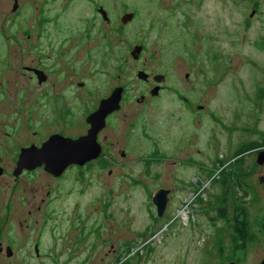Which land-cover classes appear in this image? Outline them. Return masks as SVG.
<instances>
[{
	"label": "rangeland",
	"instance_id": "1",
	"mask_svg": "<svg viewBox=\"0 0 264 264\" xmlns=\"http://www.w3.org/2000/svg\"><path fill=\"white\" fill-rule=\"evenodd\" d=\"M111 1L118 4L112 6L118 23L109 32L105 69L110 74L94 70L95 57L86 65L89 82L102 89L124 66L131 97L144 90L136 82L138 68L168 75L169 86L144 105L130 127L123 165L83 171L78 181L69 177L57 204L63 217L48 225L65 228L49 235L58 237L50 247L57 262L118 264L122 254L124 264H260L264 164L257 163V154L264 149V0ZM136 10L137 17L120 29L122 15ZM25 13L32 21L39 17L34 6ZM10 33L6 30L5 37L0 31V81L6 79L9 98L18 99L25 84L20 70L30 58L44 55L39 47L50 37L35 39L38 45L27 55L22 34L12 40ZM136 44L146 46L138 61L131 55ZM8 70L16 71L8 75ZM54 121L45 107L42 115L33 112L32 128L51 131ZM161 187L170 193L159 217L152 196ZM223 200L230 219L236 207L249 211L258 240L246 252L233 249L231 220L219 217ZM48 262L54 264L48 258L30 264Z\"/></svg>",
	"mask_w": 264,
	"mask_h": 264
},
{
	"label": "flooded vegetation",
	"instance_id": "2",
	"mask_svg": "<svg viewBox=\"0 0 264 264\" xmlns=\"http://www.w3.org/2000/svg\"><path fill=\"white\" fill-rule=\"evenodd\" d=\"M57 1L0 0V31L5 37L6 30L11 31L9 38L12 40L21 33L27 44V55L38 45L35 39L42 35L50 37L39 47L44 55L30 58L20 70V78L25 81L20 98H9V83L4 78L5 81H0V92L5 97L0 98V264H30L32 259L46 258L59 264L56 251L50 249L51 240L58 237L49 239V235L56 236L65 228L48 225L53 219L63 217L57 204L64 190L68 189L69 177L73 175V180L78 181L84 176L83 171L123 165L130 127L137 124L144 105L152 98L160 97L169 86L168 75L138 68L137 71L144 70L149 75L146 79L136 80L144 90L131 97L125 82L127 70L120 66L113 83L95 89L85 75L90 73L86 65L96 57L98 66L94 70L110 74L105 66H108L111 55L109 32L112 24L118 23L112 6L118 4L111 0ZM31 6L37 9L39 16L34 21L25 13ZM133 12L135 19L138 12ZM123 26L127 25L120 26V29ZM141 45L143 50L136 61L146 49L144 44ZM15 71L8 70L7 74ZM157 74L164 75L162 82L154 79ZM185 76L188 78L189 72ZM119 86L124 88L120 107L106 116L105 125L96 133L100 145L98 157L83 165L71 163L59 175L48 171L45 163L33 168L28 164L26 150L32 146L41 147L51 135L60 134L73 139L86 135L92 125L88 116ZM157 86L160 87L158 94L150 96L151 90ZM32 87L36 91L35 99H32ZM178 97L191 104L188 96L179 94ZM45 107H50L55 119L52 130L44 127L43 131L33 130V112L42 115ZM117 156L123 158L116 159ZM109 171L111 173L114 169ZM77 203L75 201L73 207L76 208ZM75 208L73 215L76 214ZM120 255L118 264H124L123 255Z\"/></svg>",
	"mask_w": 264,
	"mask_h": 264
},
{
	"label": "water",
	"instance_id": "3",
	"mask_svg": "<svg viewBox=\"0 0 264 264\" xmlns=\"http://www.w3.org/2000/svg\"><path fill=\"white\" fill-rule=\"evenodd\" d=\"M135 13L133 11L126 12L122 15V23H128L133 20ZM143 45L136 44L131 51V55L134 59H139ZM40 72V71H39ZM148 73L144 70H139L137 76L140 79H146ZM154 79L158 82H162L164 79L163 74H157ZM42 81V79H40ZM160 87L157 86L151 90L152 95H157ZM124 88L123 86L116 87L112 93L100 103L99 108L91 113L87 120L91 123V128L88 133L77 139L71 137H63L60 134L51 135L41 147L32 146L31 149L26 150V158L28 164L33 168L36 165L45 163L48 171L59 175L63 169L71 164L76 163L83 165L92 159L99 156L100 145L96 139L97 131L105 125L106 116L119 109L120 101L122 99ZM199 109H203V105L197 106ZM22 154L21 158L23 157ZM257 163L264 164V149L257 154ZM260 181H264V176L260 177ZM170 191L167 188H159L153 196L152 202L156 206L157 215L161 217L167 207L169 201ZM264 264V258L260 262Z\"/></svg>",
	"mask_w": 264,
	"mask_h": 264
},
{
	"label": "trees",
	"instance_id": "4",
	"mask_svg": "<svg viewBox=\"0 0 264 264\" xmlns=\"http://www.w3.org/2000/svg\"><path fill=\"white\" fill-rule=\"evenodd\" d=\"M225 183V180L223 181ZM225 200L219 205V217L231 220L232 246L235 252H246L248 247L258 240V234L252 229L247 207H236L233 218L226 216ZM260 232L264 235V218L260 223ZM130 252V248L128 249ZM119 261V260H117Z\"/></svg>",
	"mask_w": 264,
	"mask_h": 264
},
{
	"label": "bare ground",
	"instance_id": "5",
	"mask_svg": "<svg viewBox=\"0 0 264 264\" xmlns=\"http://www.w3.org/2000/svg\"><path fill=\"white\" fill-rule=\"evenodd\" d=\"M186 215V214H185Z\"/></svg>",
	"mask_w": 264,
	"mask_h": 264
}]
</instances>
